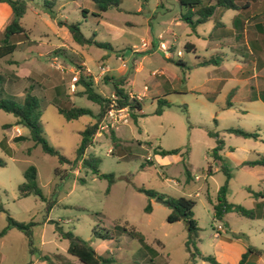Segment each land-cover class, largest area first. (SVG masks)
I'll return each mask as SVG.
<instances>
[{
  "label": "rangeland",
  "instance_id": "1",
  "mask_svg": "<svg viewBox=\"0 0 264 264\" xmlns=\"http://www.w3.org/2000/svg\"><path fill=\"white\" fill-rule=\"evenodd\" d=\"M24 1L27 9L21 24L28 38L9 57L17 60V65H7L9 60L0 62V72L5 76L8 69L34 68L43 74L38 76L32 72L28 81L18 78L12 86L4 83L0 75L1 98L22 103L24 95L14 98L11 89L19 91L26 82L32 84L33 94L39 100L44 137L64 156L75 158L80 132L96 121L99 111L97 102L78 95L82 86L76 84L74 76H78L80 66L84 67L85 74L92 75L96 92L105 98L114 93L112 80L120 77L126 79L125 89L138 93L146 85L148 90L141 98L142 115L136 121L130 117L121 133L114 129L122 137L118 146L114 147L109 132H102L95 134L92 144L85 149L84 156L93 154L100 159V173L114 174L115 180L108 192V180L83 168L81 161L74 167L60 163L30 139L14 140L18 135L10 140V148L6 137L14 128L19 127L24 133L27 129L16 125L15 116L0 108V159L5 163L0 166V207L3 208L0 231L8 223V214L18 222L31 223L30 241L17 228H10L0 237V264H48L41 255H47L54 262L83 264L67 252L68 240L55 231L56 224L87 241L99 254L113 256V264H237L249 247L258 248L262 253L247 254L244 264H264V201L261 202L264 185L258 174L235 165L227 155L222 156L221 162L213 160L210 151L215 138L207 133L209 130L217 133L225 149L235 145L249 149L248 159H254L258 151L264 152V142L223 131L225 127H239L256 132L264 139V109L260 102L255 101L254 93L249 99L241 85L227 76L231 74H227L230 70L227 64L235 54L225 45L221 53H211L212 42L221 31L214 27L215 21L230 27L234 10L216 7L215 15L191 29L179 18L178 0H120L118 7L103 13L98 12L91 0H56L55 18L44 11L43 0ZM58 20L78 23L84 36L94 34L95 40L104 45H80L68 37L66 47L39 55L40 46L44 50L48 44L58 41L56 34L64 26ZM22 37H12L11 41ZM142 39L155 48L141 50ZM160 41L168 47L170 60L157 47ZM186 43H191L194 51H187ZM26 55L34 58L24 59ZM211 55L221 66L196 65L199 59ZM102 60L110 68L108 75L112 80L104 75L95 80ZM53 61L61 68H55ZM136 66L141 68L135 70ZM152 71L157 74L152 75ZM232 86L241 89L229 92ZM164 95L168 105L161 114H155V98ZM227 101L234 103L232 108L226 107ZM72 105L88 108L92 113L67 120L58 107ZM157 148H177L179 152L155 155ZM165 158L170 161L162 163L160 159ZM31 165L36 168L35 182L45 200L34 194L25 197L18 194V185L25 180L24 170ZM221 165L229 169V178L220 169ZM56 169H60L58 175ZM225 182L226 200L251 210L253 217L235 211L215 217L214 205ZM142 190L194 200L197 231H189L181 219L169 222L167 216L172 209ZM148 201L152 208L145 212ZM218 224L223 231L216 235ZM121 227L134 228L142 235L143 242L132 238ZM102 228L110 229L115 238L94 237L93 230ZM195 249L213 257L215 263L192 254Z\"/></svg>",
  "mask_w": 264,
  "mask_h": 264
},
{
  "label": "trees",
  "instance_id": "2",
  "mask_svg": "<svg viewBox=\"0 0 264 264\" xmlns=\"http://www.w3.org/2000/svg\"><path fill=\"white\" fill-rule=\"evenodd\" d=\"M2 2L8 3L11 8L12 16L4 27V29L0 32V59L4 58L8 55H11L16 50V43L11 41V37L16 34H23L28 36L26 30L21 24V18L27 9V4L24 0H0ZM98 9V12L103 13L113 7H118L120 0H91ZM56 0H43V9L44 11L52 18H55V5ZM181 10L179 14V18L187 23V25L194 29L196 25L206 22L210 16L212 15L214 9L216 7H222L226 9H236L239 8V4L235 0H215L213 3L210 1L205 3V0H178ZM60 25H64L74 42L80 45H97L103 46V43H100L95 40L94 34L92 36L86 37L81 32L79 28V24L76 22H67L58 20ZM108 48H110L109 44H106ZM185 49L187 51H191L193 49V45L191 43L185 44ZM170 60L171 58L168 57ZM210 63H215L212 59L201 61V65H206ZM79 67V66H78ZM105 78L108 77L105 75ZM76 84L82 86V90L79 91L78 95H86V97L94 102L99 104V111L96 115V121L93 123H89L85 126L84 130L80 132L81 138L79 145L76 150V156L74 159H69L64 156L58 149L51 146L46 138L44 137L41 125H40V106L38 98L31 94L30 88L25 91V97L22 103H17L14 99H3L0 98V108L6 112L12 113L16 118V125H22L28 129V135H18L14 137L16 141H22L25 139H30L34 142V144H39L43 152L55 156L60 163L68 164L70 167L76 166L77 162L81 161L83 168H89L92 173L97 175L100 178H105L108 180V185L106 188V192L109 191L111 184L114 182L115 177L113 173H100L98 170V165L100 159L93 154H89L84 156L85 149L92 144V140L94 135L96 134L98 122L103 115L105 109L108 106L109 99L102 96L96 92L93 77L90 74H85L83 72V68L79 67V74L76 79ZM124 78L120 77L117 80H112V88L113 91L118 95L117 104L120 106H128L130 109V117L136 121L141 110V100H137L129 96V93L123 87ZM0 90H1V82H0ZM157 107L154 110L155 114H160L163 108L168 105L167 99L165 97H158L156 99ZM229 104V103H228ZM58 111L67 119L73 120L81 117L84 114H90L92 111L85 107H80L76 105H72L67 108H59ZM215 120V119H214ZM6 127V125H5ZM226 133L235 134L243 137H257V133L244 130L239 127H228L224 130ZM208 134L215 138L216 144L211 149L210 155L214 160H221V151L223 149V139H221L217 133L213 131H207ZM110 138L112 143H114V147L119 145V139L115 136L114 130H110ZM2 145V142H0ZM179 152V149H161L157 148L155 153L159 155H168L175 154ZM150 162V161H149ZM5 163L2 159H0V166H3ZM243 165L254 166V165H262L264 166V155L258 156L254 160L245 161L242 163ZM220 169L225 172L227 178L230 177L229 169L226 166L221 165ZM60 169H56V175H58V171ZM186 173L189 175V171L186 168ZM24 181L18 185V194L20 197H25L30 194H34L38 196L40 199L45 200L40 188L37 186L36 179V168L34 166H29L24 170ZM81 179L80 181H82ZM227 182H225L219 189L218 192V202L214 205V215L216 218H220L223 213L228 211H235L242 215H246L248 217H253V213L251 210L245 209L243 206L239 204L229 203L226 198V186ZM148 197H158L163 199V203L166 204L172 211L167 216V220L169 222L183 220L187 225L189 231L196 232L198 227L195 219L193 218V207L194 200L188 197L180 196L177 198L168 197L163 194L157 193L153 190H142ZM256 195V193H253ZM151 203L148 201L147 205L144 207L145 212L151 211ZM0 210H3L0 207ZM7 225L0 231V237L3 236L10 228H17L18 230L23 231L26 236L31 239L30 233V225L31 223H23L18 222L14 218H12L9 214L7 215ZM123 231L128 233L132 238L139 239L140 242H143L142 235L136 231L134 228L127 229L126 227H121ZM55 231L59 234V236L66 238L68 240L67 252L71 255L76 256L83 264H113L114 257L106 256L99 254L94 248L88 244L87 241L83 240L79 236L75 235L72 231H64L59 225H55ZM93 236L100 238L102 240H113L114 234L110 229L102 228L100 230L94 229ZM191 242V241H190ZM187 246L189 245V241L186 242ZM189 249V248H188ZM255 253L261 254L262 251L255 247H249L246 252L241 255L237 264H244L247 254ZM192 254L197 255L200 259L215 263V259L211 256H206L201 254L199 251L195 249V252ZM43 260H46L48 264H72L68 261L54 262L47 255H41L40 257ZM30 264V263H28Z\"/></svg>",
  "mask_w": 264,
  "mask_h": 264
},
{
  "label": "crops",
  "instance_id": "3",
  "mask_svg": "<svg viewBox=\"0 0 264 264\" xmlns=\"http://www.w3.org/2000/svg\"><path fill=\"white\" fill-rule=\"evenodd\" d=\"M208 1L213 3L215 0H205V3ZM235 1L239 4V8L232 9V10H234V13L230 17V21L228 24L230 27H226L224 25V22H222L220 20L215 21L214 27L215 28L218 27L221 31L218 35H216V37L214 38V41L212 42L211 53H213V52H220L221 53V50L224 48L223 45L227 46L228 48L229 47L231 48V50L233 51V53L235 55L233 56V60L227 64V66L230 68V70L227 71L228 72L227 74L231 73V74L227 75V76H229L228 78L231 79L233 81V83H239L241 85L240 87L242 89H244V94H248L247 97L249 99L252 96V94L254 93V97L256 99L255 101H259L262 108L264 109V0H235ZM218 8H222V7H218ZM215 9H214L212 15H215L217 13V10L215 11ZM218 10H220V9H218ZM11 16H12V11H11V8L8 5V3L0 1V32L4 29V27L7 25V23H9ZM62 27H63V31L57 32V34H56L58 41L56 43H53V44H48L44 48V50L40 46L39 55H43V54H45V52H48L51 49H53L51 51H54L55 49H60V48L66 47L68 37L70 38L71 35L65 26H62ZM21 35L23 36L22 39L19 38L18 40L13 41L16 43L17 46L20 42L27 40L28 36H25L23 34H16V35L12 36L13 38H15V37L21 36ZM142 41H147V40L142 39ZM160 42H163V41H160ZM149 45L150 46L148 49H143L142 47H140V49L145 51V50H151L150 49L151 47L155 48L151 42L149 43ZM157 47H159V46L157 45ZM31 48L32 47L29 48L30 51H31ZM218 48L220 50H218ZM16 49H17V47H16ZM135 50H137V49L135 48ZM191 51H194V46H193V49ZM164 54H165V57L167 59H168V57H170L167 55L168 53H166V51H164ZM11 55H8L4 58H1L0 62H7V60H9L7 62V65H9V64L10 65H12V64L17 65V60H13V59L9 58V57H11ZM28 58L33 59L34 57H32V55H26L24 59H28ZM55 58H58V57H55ZM102 59H104V58L102 57ZM209 59H211V60L213 59L215 61V63H210V64H206V65L221 66L220 64H218L219 62L215 59L214 55H211L209 58L204 57V58L199 59L196 62V65L206 66V65H201L200 63L203 60H209ZM82 64L86 67V70L89 71V69L87 68L84 61L82 62ZM100 66L106 67L107 71L104 74H102L99 71L98 77L94 76L95 80H97L99 77H101L103 75L104 76L106 74L108 75V72H110V68L106 64H104V60H102L98 64V69ZM8 68H9V66H8ZM82 68H83V72H84V67H82ZM140 68H141L140 66H136L134 69L139 70ZM32 72H34L38 76L39 75L41 76L43 74L42 72H37V70L34 68H27V69H19L18 68V70L8 69V73H7L8 75L3 76V75H1V72H0V75L3 76L4 83L11 84V86H12V83L15 82L16 79H18V78H22L23 80L28 81L30 79ZM151 74L156 75L157 72L152 71ZM74 77H78V76H74ZM212 79H215V78H212ZM108 80H112V78L109 75H108ZM220 81H222V79H220ZM124 83H127L126 79H124ZM144 86H146V85H144ZM240 87L239 86H234V87L232 86L229 89V92H231L233 89L236 90V92H237L238 90L241 89ZM28 88H30L31 94H33L34 88H33V85L30 84L29 82H26V84H23L21 87H19L18 88L19 91H17V89H15V90L11 89V91L13 93L14 98H16L17 95H19V94L22 95V97H23V95L25 97V91ZM125 90L129 94H141L143 97L144 93L147 92L148 88L146 87V89H144V87H143L142 92H138V93L134 92L133 90H128V89H125ZM1 93L2 92L0 91V98L2 96ZM79 96H81V95H79ZM165 96L166 95H164L162 97H165ZM24 97L21 98L22 102L24 100ZM157 98L158 97H156L155 100ZM226 105H227L226 107L230 109L233 107L234 103L231 101L230 102L227 101ZM140 113H141V110H140ZM214 121L216 122V119ZM125 127H126V125L118 126L115 129V131H117L118 133H121ZM226 128H228V127L223 128V131ZM16 129H19L21 135H24V136L28 135V129L27 128H26L27 133H24L19 127L14 128L13 132L9 136L6 137L7 138V144L9 147L11 146L10 140L14 137V135H17ZM251 132H253V131H251ZM115 136L119 139V142L121 143L122 137L121 136L119 137L116 134H115ZM254 139H258V140L264 142V139L262 137H260V135L258 133H257V137ZM215 144H216V140H215ZM248 151H249V149H246L244 147L237 146V145L228 146V149H225L224 141H223V149L221 151V157L227 155V158L232 159V161L235 165L247 167L252 172L258 174L260 177V180L262 182V185H264V166H262V165L248 166V165L242 164L245 161L254 160L258 156L264 155V152L258 151L256 154V157L254 159H248ZM155 155H159V154L155 153ZM174 159H177V158L175 157ZM160 161L162 163H166V162L170 161V158H165L163 160L160 159ZM215 161L221 162L222 158H221V160H215ZM209 173H211V172L209 171ZM261 195H264V192ZM263 201L264 200H261V202H263Z\"/></svg>",
  "mask_w": 264,
  "mask_h": 264
},
{
  "label": "built area",
  "instance_id": "4",
  "mask_svg": "<svg viewBox=\"0 0 264 264\" xmlns=\"http://www.w3.org/2000/svg\"><path fill=\"white\" fill-rule=\"evenodd\" d=\"M149 43L147 41H142L141 43V47L143 49H148L149 48ZM159 48H161L162 50L166 51V53H168V47L165 45L164 42H160L159 43ZM178 55H180V51L177 52ZM52 65L57 68L60 69V65L53 61ZM99 70L102 74H104L107 69L104 66H100ZM72 90L74 88V85H71ZM144 89H146V86H144ZM130 97L135 98L137 100H141L142 95L141 94H129ZM110 101L108 103L107 108L105 109L103 115L101 116L99 122H98V126H97V130H96V134L99 133L101 134L102 132H109L110 130H114L116 129L118 126H122V125H127L129 123L130 120V109L128 106H120L117 104V100H118V95L114 92L111 94V96L108 98ZM16 134L19 135L20 131L19 129H16ZM195 179H199V176L195 175L194 176ZM223 231L222 225L218 224L216 226V235H219L220 232Z\"/></svg>",
  "mask_w": 264,
  "mask_h": 264
},
{
  "label": "water",
  "instance_id": "5",
  "mask_svg": "<svg viewBox=\"0 0 264 264\" xmlns=\"http://www.w3.org/2000/svg\"><path fill=\"white\" fill-rule=\"evenodd\" d=\"M157 201H159V202H163V200H162V199H160V198H157Z\"/></svg>",
  "mask_w": 264,
  "mask_h": 264
}]
</instances>
